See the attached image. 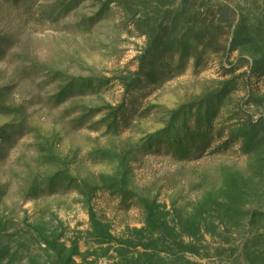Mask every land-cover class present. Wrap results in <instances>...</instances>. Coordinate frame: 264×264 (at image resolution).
I'll list each match as a JSON object with an SVG mask.
<instances>
[{"label": "rangeland", "instance_id": "374dc122", "mask_svg": "<svg viewBox=\"0 0 264 264\" xmlns=\"http://www.w3.org/2000/svg\"><path fill=\"white\" fill-rule=\"evenodd\" d=\"M0 264H264V0H0Z\"/></svg>", "mask_w": 264, "mask_h": 264}, {"label": "trees", "instance_id": "16d2710c", "mask_svg": "<svg viewBox=\"0 0 264 264\" xmlns=\"http://www.w3.org/2000/svg\"><path fill=\"white\" fill-rule=\"evenodd\" d=\"M177 149H178V152L181 153V154H184L185 153V150L184 148H182V145L180 144V142L178 143L177 145ZM183 152V153H182Z\"/></svg>", "mask_w": 264, "mask_h": 264}]
</instances>
